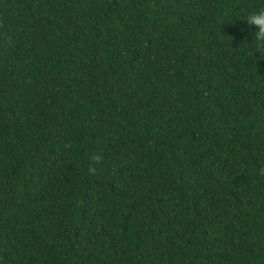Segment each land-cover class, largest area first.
<instances>
[{
    "label": "trees",
    "instance_id": "trees-1",
    "mask_svg": "<svg viewBox=\"0 0 264 264\" xmlns=\"http://www.w3.org/2000/svg\"><path fill=\"white\" fill-rule=\"evenodd\" d=\"M259 7L0 0V264H264Z\"/></svg>",
    "mask_w": 264,
    "mask_h": 264
},
{
    "label": "clouds",
    "instance_id": "clouds-1",
    "mask_svg": "<svg viewBox=\"0 0 264 264\" xmlns=\"http://www.w3.org/2000/svg\"><path fill=\"white\" fill-rule=\"evenodd\" d=\"M249 27L253 28L252 40L255 41V47L251 52L253 53L259 51L262 55L260 57H255L257 59H264V7L256 8L255 10L247 13L246 18L243 19ZM96 162L101 160V156L96 155L93 157ZM90 171L94 172L95 169L91 168Z\"/></svg>",
    "mask_w": 264,
    "mask_h": 264
}]
</instances>
